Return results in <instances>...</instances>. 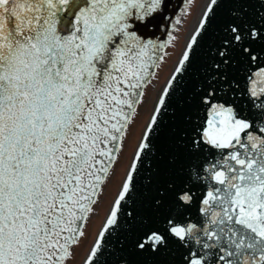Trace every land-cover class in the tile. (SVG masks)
Returning a JSON list of instances; mask_svg holds the SVG:
<instances>
[{
  "label": "snow or ice",
  "instance_id": "obj_1",
  "mask_svg": "<svg viewBox=\"0 0 264 264\" xmlns=\"http://www.w3.org/2000/svg\"><path fill=\"white\" fill-rule=\"evenodd\" d=\"M0 0V264H264V0ZM163 33L166 39H159Z\"/></svg>",
  "mask_w": 264,
  "mask_h": 264
},
{
  "label": "rangeland",
  "instance_id": "obj_2",
  "mask_svg": "<svg viewBox=\"0 0 264 264\" xmlns=\"http://www.w3.org/2000/svg\"><path fill=\"white\" fill-rule=\"evenodd\" d=\"M202 1L203 0H196L194 6L191 9L192 14L190 16L184 17L185 23L183 31L181 33V43H183V38L189 29V23H191L196 18L199 6L200 4H202ZM179 50V45L175 50L169 48L168 51L172 53L171 58L167 60L166 64H163L162 67L157 70L158 79L154 81L155 87H151L148 89L146 101L144 105L139 109V115L136 119L135 124L132 126L131 133L124 147V152L120 158V163L116 167V176L113 178L112 182L109 183L107 189L105 190V195L97 208L98 214L94 216L91 222L89 223L87 238L84 240L81 247L77 250L76 258L72 262V264H81L82 259L85 256L86 251L89 247L88 245H90L93 241L95 233L98 231L105 215V212L109 207V202L112 200L115 193L117 192V185L120 181V178L125 174L127 165L130 163L132 153L134 152L135 145L142 133L143 127L151 114V108L153 105L154 98L157 95V90L163 86L166 78L170 74V71L173 67V62L176 59V53H178Z\"/></svg>",
  "mask_w": 264,
  "mask_h": 264
},
{
  "label": "water",
  "instance_id": "obj_3",
  "mask_svg": "<svg viewBox=\"0 0 264 264\" xmlns=\"http://www.w3.org/2000/svg\"><path fill=\"white\" fill-rule=\"evenodd\" d=\"M173 6L175 8H177V10H179V8L181 6V0H174ZM157 35H158L159 39H161V40L166 39V36L163 33H158ZM132 259L135 260V261L141 262V264H146V262L148 260H150L151 258L150 257H147V256H141V257L133 256ZM81 264H82V262H81Z\"/></svg>",
  "mask_w": 264,
  "mask_h": 264
},
{
  "label": "bare ground",
  "instance_id": "obj_4",
  "mask_svg": "<svg viewBox=\"0 0 264 264\" xmlns=\"http://www.w3.org/2000/svg\"><path fill=\"white\" fill-rule=\"evenodd\" d=\"M199 3V2H198ZM201 3H203V1L201 2ZM198 11H199V9H198ZM194 12V11H193ZM198 13V12H197ZM195 18V17H194ZM186 19V18H185ZM195 20H196V18L191 22V23H189L190 24V26H189V29L193 26V24H194V22H195ZM188 21V20H187ZM188 29V30H189ZM188 32V31H187ZM187 34V33H186ZM156 97V96H155ZM155 99V98H154ZM140 133V132H139ZM139 137V136H138ZM120 178V177H119ZM89 246V245H88Z\"/></svg>",
  "mask_w": 264,
  "mask_h": 264
}]
</instances>
